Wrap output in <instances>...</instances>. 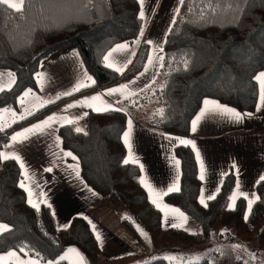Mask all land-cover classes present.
I'll list each match as a JSON object with an SVG mask.
<instances>
[{"label":"trees","instance_id":"1","mask_svg":"<svg viewBox=\"0 0 264 264\" xmlns=\"http://www.w3.org/2000/svg\"><path fill=\"white\" fill-rule=\"evenodd\" d=\"M87 5L78 0H25L20 12L0 6V68L10 70L15 79L10 88L0 92V106L14 103L23 89H34L40 59L68 45L76 47L94 81L12 123L0 133V147L11 131L41 118L65 99L118 84L142 69L148 52L145 42L121 72L103 61L112 45L131 43L137 37L141 27L137 0H88ZM263 67L264 0H184L163 42L162 86L157 93L161 109L144 122L167 132L185 133L204 97L239 111H252L257 99L255 76ZM125 119L124 112L114 109L87 111L81 119L82 131L77 132L78 124L73 122L61 125L58 135L62 147L77 157L83 180L111 205L121 206L126 212L121 214L122 224L140 242L142 231L158 237L161 222L140 185L138 167L125 163L121 142ZM174 153L180 162V190L166 194L164 201L181 209L200 228L196 233L175 232L180 243L201 245L215 227L226 229L223 233L230 242L252 235L264 242V180L255 186L258 199L247 219L241 199L233 209L227 208L232 172L223 178L206 206H201L192 150L177 146ZM20 177L14 159L0 160V222L7 225L0 233V251L24 250L51 259L74 246L95 261L99 248L87 222L74 216L67 227L57 228L48 207L27 204L18 184ZM229 226L236 235L228 231ZM139 264L172 262L156 257ZM185 264H207V260Z\"/></svg>","mask_w":264,"mask_h":264},{"label":"crops","instance_id":"2","mask_svg":"<svg viewBox=\"0 0 264 264\" xmlns=\"http://www.w3.org/2000/svg\"><path fill=\"white\" fill-rule=\"evenodd\" d=\"M137 2L141 19L137 37L131 43L119 42L112 45L104 53L103 61L106 66L111 63L113 67L109 68L115 71L117 68L124 70L137 47L145 42L148 52L142 69L118 84L65 99L41 118L11 131L0 147V153L10 158L19 157L11 159L19 166L21 177L18 184L23 183L26 186L20 187L25 193L27 204L31 207L33 204L48 207L57 228L67 227L74 216L82 217L97 242V259L90 261L74 246L65 248L51 259H40L24 250L9 249L0 251V264H80L81 258L83 264H139L156 257H165L175 264H185L201 258H212L215 264H220L224 258L228 264H264V242L255 235L230 242L223 233L226 229L215 227L210 239L201 245L180 243L174 235L175 232L196 233L200 228L181 209L164 201L166 194L174 192H170L169 188L179 187L180 182V162L177 165L179 160L175 156L174 148L187 146L192 150L197 165L198 203L205 206L211 200L208 197H214L218 192L223 178L232 172L234 181L227 208L233 209L236 201L241 199L245 207L244 217L248 215L249 201L257 199L255 186L264 176V100L261 98L264 84L255 78L257 99L252 111H239L215 98L204 97L191 118L189 130L185 133L167 132L147 125L136 112L137 109L141 111L140 107L144 106L142 103L149 100L144 96L150 93L154 80H158L153 91L157 98L155 102L159 105L157 93L162 86L160 67L163 42L180 0H143V6L140 0ZM141 10L144 13L143 18L140 16ZM118 45L127 47L113 51ZM110 53L109 60L105 61L104 57ZM261 72H264V67L256 76ZM0 73L4 74L0 83H7V74L12 72L0 68ZM34 77V89L25 88L14 103L0 106V133L22 119L21 117L24 118L44 105L68 96L65 93L76 92L75 89L80 84L89 86L92 83V79H87L91 76L74 45L47 53L38 62ZM81 88L84 87H79ZM110 89L121 91L109 94ZM205 100L215 101L241 114L251 115H244L242 120L236 121L219 112L209 111L193 132L192 122L204 109ZM98 108L114 109L126 114L121 131L124 160L138 167L140 185L149 202L160 214L161 232L158 237L164 239L159 243H155L154 238L143 231H140L141 241H137L121 222V214L125 211L120 205H111L83 180L77 157L61 145L58 128L68 124L66 121H73L81 129V119L85 113L101 112L96 110ZM43 121L49 123L42 131L25 132ZM126 132H129L128 144L125 143ZM17 133H22L27 138L22 136L13 141L12 137ZM180 139L193 141L195 147L192 144H181ZM202 199L205 203H201ZM30 200L32 203H29ZM0 225L5 224L0 222ZM227 229L232 228L229 226ZM229 231L236 235L233 230ZM97 235L100 239H97ZM9 253L15 255L10 256Z\"/></svg>","mask_w":264,"mask_h":264},{"label":"snow or ice","instance_id":"3","mask_svg":"<svg viewBox=\"0 0 264 264\" xmlns=\"http://www.w3.org/2000/svg\"><path fill=\"white\" fill-rule=\"evenodd\" d=\"M183 2H184V0H180V3H183ZM140 3H141V6H143V0H140ZM5 5L8 6L9 8H11V9H14L16 12H20L24 8L25 0H0V6H5ZM140 16H141V18H143V16H144L143 10H141ZM141 34H143V30H142ZM149 43H151V41H149ZM126 47H127V45H118L117 49H114L113 51H116V50L121 49V48H126ZM110 56H111V53L108 56H105L104 57L105 61H108ZM108 67H113V65L111 63H109ZM116 70L117 71H122V69H120V68H117ZM7 75L9 77V80H8L7 83H0V92L4 91L5 88H10L12 86V84L15 83L14 74L8 73ZM38 75H40V74H38ZM3 76H4V74L0 73V79H2ZM255 78L257 80L261 81L262 84H264V72L259 73ZM87 79L91 80V77H87ZM92 82L94 83V81H92ZM85 86H87V85L80 84L75 90L78 91L79 87H85ZM117 91H121V89H110L109 90V94H112L113 92H117ZM70 94L71 93H65V95H70ZM261 98H262V100H264V92H262V97ZM204 105H205V107H204V109H202L200 115H198L196 117V119L193 120V122H192V131L193 132L196 131L197 124L201 120V118L204 117L205 114L208 113L209 111L219 112L221 114L229 116L230 118H232V119H234L236 121L242 120L244 118V115H251V113L241 114L240 112L236 111L235 109L229 108L227 106L220 105V104H218L215 101L205 100L204 101ZM91 106L92 105H89V107H91ZM96 110L97 111H102V110H107V109H99L98 108ZM29 114H31V113H29ZM21 118H23V117H21ZM51 119L52 118L50 117L49 120H51ZM66 122L67 123H73V121H66ZM48 123H49V121H43L41 124L34 125L33 129H26L25 132H32L33 130L42 131L45 126H48ZM129 123L131 124V121H129ZM76 131L80 132V131H82V129L77 128ZM22 136H23L24 139L27 138L26 136H24V134L17 133L15 136L12 137V139H13V141H16L18 138H20ZM128 136H129V132H126L125 133V143L126 144H128ZM179 142L181 144H185V145L192 144L193 147H195L194 142L191 141V140L180 139ZM129 147H130V145H129ZM68 155H71V153H68ZM197 156L199 157V153H197ZM9 158L10 157L8 155H6L4 153H0V159H5L6 160V159H9ZM11 158L19 159V157H11ZM125 163H128V161L126 160ZM176 163L178 165L179 161H177ZM50 170L51 169H49V171ZM201 179H203V176H201ZM261 180H264V176L261 177ZM20 186L22 188L26 187L23 183H21ZM179 190L180 189H179L178 186L169 188L170 192L171 191H179ZM212 198L213 197H211V196L208 197V199H212ZM254 202H255V200H250L249 201V211H251V205ZM29 203H32V201L30 200ZM201 203H205V201L202 199ZM205 206H206V204H205ZM33 207L38 208L39 206L37 204H33ZM230 207H232V205H230ZM245 219H247V215L245 216ZM6 230H7V225H0V232L6 231ZM97 239H100L99 235H97ZM9 255L12 256V255H15V253H9ZM63 258H65V257H62V259ZM33 264H35V262H33ZM80 264H83V258H81Z\"/></svg>","mask_w":264,"mask_h":264},{"label":"rangeland","instance_id":"4","mask_svg":"<svg viewBox=\"0 0 264 264\" xmlns=\"http://www.w3.org/2000/svg\"><path fill=\"white\" fill-rule=\"evenodd\" d=\"M78 1H85L86 5L88 4V0H78ZM95 5H99V2H96ZM78 8H80V6ZM55 14H57V12ZM55 14L51 13L53 19H55ZM154 82L155 83H154L153 87H151L150 93L148 95H145L144 96V97H146V99H149V100H146L144 103H142V105H144V106L143 107H140L141 108V111H139L137 109V112H136V115L138 117L140 116L141 119H144V120H146L153 112L160 110V106L158 105V103L155 102V100H157V98H156V96L154 94V91H153V88L156 87V85L158 83V80H154ZM144 97H143V99H144ZM81 129L83 130V127ZM229 230H233L234 233L236 232L235 234H237V231L236 230H234V229H229ZM223 232H225V231H223ZM162 239H164V238H162V237L154 238V242L155 243H159ZM172 264H175V262L172 263ZM207 264H215V262H213L212 258H208L207 259ZM220 264H228V263H226V259L224 258L223 261Z\"/></svg>","mask_w":264,"mask_h":264}]
</instances>
